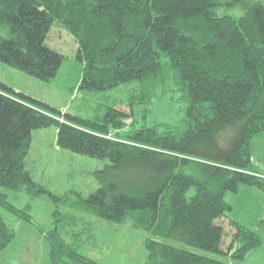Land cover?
Masks as SVG:
<instances>
[{"label": "trees", "instance_id": "obj_1", "mask_svg": "<svg viewBox=\"0 0 264 264\" xmlns=\"http://www.w3.org/2000/svg\"><path fill=\"white\" fill-rule=\"evenodd\" d=\"M216 5L217 0H0V27L9 34L0 36L1 64L52 77L63 60L46 44L56 23L77 46L79 90L139 87L129 98V114L112 102L101 118L88 121L0 83V253L17 237L1 212L27 229L33 225L27 210L9 201L20 193L66 204L62 211L55 206L53 228L37 231L47 244V264H97L79 253L93 225L70 210L113 226L130 221L145 235L144 264H227L219 256L235 263L261 245L254 231L227 216L233 210L224 196L237 194L240 186L264 194V178L253 165L264 141V5L238 18L215 17ZM147 86L184 104L182 128L122 132L133 125L134 106L148 97L142 92ZM50 127L61 133L59 149L109 160L93 173L99 188L87 199L66 203L27 171L33 132Z\"/></svg>", "mask_w": 264, "mask_h": 264}, {"label": "rangeland", "instance_id": "obj_2", "mask_svg": "<svg viewBox=\"0 0 264 264\" xmlns=\"http://www.w3.org/2000/svg\"><path fill=\"white\" fill-rule=\"evenodd\" d=\"M256 4L264 5V0H217L212 14L215 17L238 18ZM0 36L9 37L6 27H0ZM46 44L63 58L60 68L52 77L42 78L0 63V83L17 94L82 120L94 121L101 118L105 112L104 106L110 108L112 102L117 110L126 114L130 113L128 102L130 97L136 96V91L139 89L137 84L121 86L106 93L81 91L79 82L82 76V65L76 58L77 46L71 36L54 23L47 36ZM142 90V92L147 90L148 97L141 100L139 98L131 118L133 125L125 127L122 130L123 133L141 128L155 127L158 132H162L168 127L179 129L183 127L184 104L172 99L169 93L159 94L158 88L147 86ZM151 93L153 95H150ZM60 134L55 127L33 132L25 162L27 171L30 172L34 182L43 185L54 196L64 198L67 200L66 203L87 199L99 188L93 173L109 164V160L59 149L63 144ZM261 145L254 159L263 157L264 161V141ZM257 164L258 162H255V170L260 172ZM258 176L263 177L261 174ZM244 187L247 186H240L237 194H225L224 200L233 210L227 216L238 220L239 223L247 224L246 228L248 227L247 229L254 231L260 237L261 245L251 250L241 262H231L228 256L215 258L227 264H264V207L253 213L247 205V202L252 200L246 190H243ZM9 201L17 209L27 210L26 213L31 216L33 222L31 228L36 231L38 228L43 231H48L51 226L53 228L52 212L55 206H58L60 211L66 206L63 202L59 205L54 204L47 196L33 199L26 193L11 195ZM70 212L82 218V222L88 221L93 225L91 240L79 249L82 256L97 264L145 263L146 252L143 245L145 235L133 230L130 221H126L121 226H113L93 217H87L85 220V214L81 212L71 210ZM1 215L11 228H16L17 237L7 250L0 253V264H47V244L33 236L29 230H26L28 228L26 224L16 222L17 220L9 213L1 212ZM229 230L226 227V231ZM224 242L226 246L229 242L228 235ZM32 247H34L33 251ZM22 251L25 252L23 255Z\"/></svg>", "mask_w": 264, "mask_h": 264}, {"label": "crops", "instance_id": "obj_3", "mask_svg": "<svg viewBox=\"0 0 264 264\" xmlns=\"http://www.w3.org/2000/svg\"><path fill=\"white\" fill-rule=\"evenodd\" d=\"M260 150V149H259ZM261 159V160H260ZM255 162H258V164L256 165L257 166V168L260 170V172H258L259 174H261V175H263V177H264V161H263V157L261 158H257V159H253V165H255ZM243 190H246V192L249 194V197H250V199L252 200V202H247V205L248 206H250V207H248L249 209H251L252 211H253V213L254 212H256V211H259L260 210V208H262V207H264V194H262V193H260L259 191H257L256 189H254V188H251V187H244V189ZM238 221V220H237ZM241 224L243 225V226H245L246 227V225L247 224H244L243 222H241ZM248 228V227H247ZM16 229V228H15ZM27 230H29L30 232H31V234H33V236H35V237H38L39 239H41V241L43 240L44 241V239H43V237L40 235V233H38L34 228H29V229H27ZM45 242V241H44ZM46 243V242H45ZM29 246H30V243H29ZM28 246V247H29ZM33 249H34V247H32V251H33ZM28 250V249H27ZM23 251H26V249H23ZM22 251V255H23V253H25V252H23Z\"/></svg>", "mask_w": 264, "mask_h": 264}, {"label": "clouds", "instance_id": "obj_4", "mask_svg": "<svg viewBox=\"0 0 264 264\" xmlns=\"http://www.w3.org/2000/svg\"><path fill=\"white\" fill-rule=\"evenodd\" d=\"M264 178V177H263Z\"/></svg>", "mask_w": 264, "mask_h": 264}]
</instances>
